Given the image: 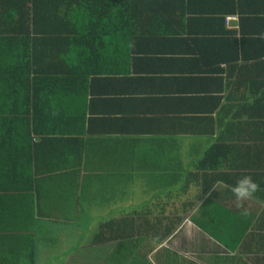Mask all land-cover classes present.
<instances>
[{
  "label": "crops",
  "instance_id": "1",
  "mask_svg": "<svg viewBox=\"0 0 264 264\" xmlns=\"http://www.w3.org/2000/svg\"><path fill=\"white\" fill-rule=\"evenodd\" d=\"M158 4L166 21L160 15L119 51L127 56L104 63L108 74L87 80L78 121L37 153L53 184L38 211L49 219L27 239L33 264L45 245L46 264H264V0ZM242 175L261 188L242 207L230 191L212 190ZM95 209L108 219L134 213L146 225L125 242L96 245L81 243L86 229L59 225L85 223ZM168 219L179 221L167 230ZM9 235L0 232L24 244Z\"/></svg>",
  "mask_w": 264,
  "mask_h": 264
},
{
  "label": "trees",
  "instance_id": "2",
  "mask_svg": "<svg viewBox=\"0 0 264 264\" xmlns=\"http://www.w3.org/2000/svg\"><path fill=\"white\" fill-rule=\"evenodd\" d=\"M159 1L168 0H0V232L24 239L10 243L6 237L5 244L0 237V264H33L27 239L49 219L38 211L51 201L53 184L52 171L37 169V153L59 143L47 137L61 139L68 123L78 121L87 80L108 74L104 63L127 56L119 51L135 45L136 35L160 15L166 21ZM178 221L168 219L167 230ZM144 222L134 213L106 219L91 244L125 242Z\"/></svg>",
  "mask_w": 264,
  "mask_h": 264
},
{
  "label": "rangeland",
  "instance_id": "3",
  "mask_svg": "<svg viewBox=\"0 0 264 264\" xmlns=\"http://www.w3.org/2000/svg\"><path fill=\"white\" fill-rule=\"evenodd\" d=\"M186 156H183L186 158H188L189 156H193L194 154L193 153H185ZM178 188L177 186L175 185H168L167 186V191L172 193V195L174 194L175 195V192H177ZM91 213L88 212V215H87V218H86V221L85 223H79L78 220H82V219H64L59 225L63 226L66 230H68L71 234L74 233L75 229H79V230H83V229H86L87 232H89V234H87L84 238V240L81 242V243H84V244H88L89 241L91 240V236L92 234L96 231L97 229V225L108 219L109 217H107V215L105 214H109L108 212L103 214L102 211L99 213L98 212V209H95V210H92L90 211ZM58 227V226H57ZM82 234L80 235V240L82 239ZM80 244V243H79ZM78 244V246H79ZM70 244L67 245V248L66 250L69 251V252H73L74 250L72 248H70ZM49 245H45V246H36V250H37V253L35 255V264H46L45 263H42L41 262V257L43 256L45 259H48L50 254L53 252V251H50L48 249ZM65 250H60L58 251V255L64 253Z\"/></svg>",
  "mask_w": 264,
  "mask_h": 264
},
{
  "label": "clouds",
  "instance_id": "4",
  "mask_svg": "<svg viewBox=\"0 0 264 264\" xmlns=\"http://www.w3.org/2000/svg\"><path fill=\"white\" fill-rule=\"evenodd\" d=\"M213 191L221 189L228 190L235 198L237 207H242V202L255 197L256 193L261 191L260 185L252 178L251 175H242L234 184H228L222 179L216 180L212 185ZM246 215L247 213H242Z\"/></svg>",
  "mask_w": 264,
  "mask_h": 264
}]
</instances>
